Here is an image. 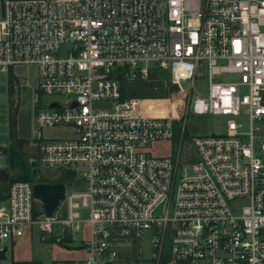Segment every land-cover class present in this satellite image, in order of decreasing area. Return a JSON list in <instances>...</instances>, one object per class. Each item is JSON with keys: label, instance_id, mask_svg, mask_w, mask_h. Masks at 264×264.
I'll list each match as a JSON object with an SVG mask.
<instances>
[{"label": "built area", "instance_id": "built-area-1", "mask_svg": "<svg viewBox=\"0 0 264 264\" xmlns=\"http://www.w3.org/2000/svg\"><path fill=\"white\" fill-rule=\"evenodd\" d=\"M15 66L35 69L39 180L74 176L50 216L34 180L10 181L0 247L36 233L82 252L52 264H124L147 235L143 264H264V0H0V71ZM153 66L170 93L124 96ZM188 114L223 130L185 137Z\"/></svg>", "mask_w": 264, "mask_h": 264}, {"label": "rangeland", "instance_id": "rangeland-1", "mask_svg": "<svg viewBox=\"0 0 264 264\" xmlns=\"http://www.w3.org/2000/svg\"><path fill=\"white\" fill-rule=\"evenodd\" d=\"M152 71L156 72V74L162 79H168V72L166 70H162L156 66H153ZM13 72L15 76L19 77V84L22 81H26L23 85L19 86V84L17 83V85L13 87L14 92L12 100L15 104L18 105V109L16 112V126L18 123L22 135L28 137V142L25 143L24 149L29 154L33 155L34 150L29 139L32 137L33 128L35 126V107L37 105L34 97V86L36 83L35 69L33 66H15ZM24 76L27 77L26 80L24 79ZM7 78L8 73L0 71V150L1 146H7L10 142L8 136L9 92ZM194 85L197 90L205 91L206 81L202 79H196ZM42 99H48L47 95H43ZM222 121L223 117L219 115L188 114V116H186V127L184 135L185 137H191L199 133L221 131L223 130ZM260 125L262 134L258 137V139L264 138V121ZM48 130L50 129H45V132L50 133V131ZM52 132H59L62 134L63 131L53 129ZM2 143H5V145H2ZM153 149L154 152L163 154L168 153L170 150L169 143L166 141L158 142L153 145ZM6 163V157L0 154V164L5 165ZM47 177L49 176H41L40 179H50ZM58 179L66 182L68 186L69 180L66 177L59 176ZM17 251L21 255L34 258L37 262H39L38 264H50L55 258L71 257L82 253L81 251L77 252L71 249H61L60 247L55 246V244H53V246H48L46 242L40 240L36 236H33V240L30 242L27 240L19 242L17 245ZM149 254L150 240L146 235L142 239V244L139 240H134L132 244H126L122 249L121 257L123 258L124 264H143V262L146 260V255Z\"/></svg>", "mask_w": 264, "mask_h": 264}, {"label": "trees", "instance_id": "trees-1", "mask_svg": "<svg viewBox=\"0 0 264 264\" xmlns=\"http://www.w3.org/2000/svg\"><path fill=\"white\" fill-rule=\"evenodd\" d=\"M8 136L9 144L7 146H1L0 152L3 153L7 160V169L10 171L11 176L7 182H0V193L7 189L10 181L14 179H30L31 166L30 158L33 157L25 149L24 145L28 142L27 138L21 137L17 134L16 130V112L18 105L12 100L13 97V87L17 85L18 77L14 75L12 67L8 70ZM123 95L127 96L129 94L148 96V97H159L166 96L174 88L170 81L156 74V72H151L148 79L145 80H135L129 81L126 86H124ZM178 135L175 132V137Z\"/></svg>", "mask_w": 264, "mask_h": 264}, {"label": "water", "instance_id": "water-1", "mask_svg": "<svg viewBox=\"0 0 264 264\" xmlns=\"http://www.w3.org/2000/svg\"><path fill=\"white\" fill-rule=\"evenodd\" d=\"M1 9H3V0H1ZM51 106L58 105L57 102H51ZM31 173L30 177L33 183V195L41 201V206L46 215H52L56 210L59 202L63 199L65 193V184L63 181H41L39 180V171L34 157L30 158ZM11 173L6 167H0V182H6L10 179ZM64 176L71 178L74 171L68 169L64 172ZM156 212L160 211V206L156 208ZM7 244L0 247V259L6 258L5 252ZM107 264H110L109 262Z\"/></svg>", "mask_w": 264, "mask_h": 264}, {"label": "crops", "instance_id": "crops-1", "mask_svg": "<svg viewBox=\"0 0 264 264\" xmlns=\"http://www.w3.org/2000/svg\"><path fill=\"white\" fill-rule=\"evenodd\" d=\"M12 71H14V68H12ZM24 79L26 80L27 77L24 76ZM25 82L26 81H24V82L22 81L19 84V86L25 84ZM16 130H17V134L19 136H21V137L23 136L24 138H28V137H25V135H22L21 130H20V127L18 126V123H17V126H16ZM2 145H5V143H2ZM0 154L1 155H4L1 152H0ZM6 166H7V163L5 165L0 164V167H6ZM33 236L38 237L36 233L29 235L26 232L25 235L21 236L17 240H14L9 245H7L8 248H7L6 252H5L6 258L0 259V264H38L39 262H37L34 258L29 257V256L21 255L17 251V245H18L19 242H22L23 240H27V241L30 242V241L33 240ZM48 246H53V245L48 244ZM55 246L60 247L61 249H65V248H62L61 246H58V245H55ZM65 250H67V249H65ZM50 264H52V262Z\"/></svg>", "mask_w": 264, "mask_h": 264}]
</instances>
